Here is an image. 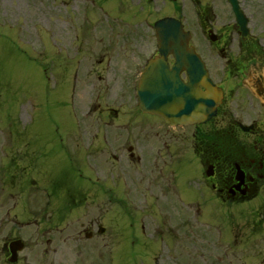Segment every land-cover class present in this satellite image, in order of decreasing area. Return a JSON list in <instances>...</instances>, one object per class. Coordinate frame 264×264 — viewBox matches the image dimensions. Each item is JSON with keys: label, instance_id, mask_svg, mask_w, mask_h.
<instances>
[{"label": "flooded vegetation", "instance_id": "obj_1", "mask_svg": "<svg viewBox=\"0 0 264 264\" xmlns=\"http://www.w3.org/2000/svg\"><path fill=\"white\" fill-rule=\"evenodd\" d=\"M81 1L103 16L96 15L95 29L79 42L76 175L43 190L44 205L0 233V264H143L146 256L131 250L136 234H146L145 217L173 209L147 205L173 191L160 169L171 145L176 153L186 148L195 164L206 220L226 228L236 264H264V0H170L171 16L205 70L199 88L214 94L210 118L182 127L144 112L137 95L147 59L158 55L153 14L169 0H138L146 11L138 14L116 0L124 19L105 13L100 3L110 0ZM166 62L171 68L173 56ZM180 78L187 82V72ZM193 204L188 197L187 219ZM213 258L208 264H225V256Z\"/></svg>", "mask_w": 264, "mask_h": 264}, {"label": "rangeland", "instance_id": "obj_2", "mask_svg": "<svg viewBox=\"0 0 264 264\" xmlns=\"http://www.w3.org/2000/svg\"><path fill=\"white\" fill-rule=\"evenodd\" d=\"M26 1L18 0L10 6L5 3L13 1L0 0L4 10H0V169H4L0 170V198L4 196L0 210L9 229L14 227V218L25 221L29 217L32 178L41 188L47 187L44 177L74 180L75 165L62 152L64 140L59 138L75 128L70 95L77 65L84 56L79 41L95 29L91 14L96 18L95 9L77 0ZM113 4L118 2L110 0L100 6L124 19ZM121 7L133 14L145 13L138 0H121ZM13 145L17 147L18 194L10 184ZM71 154L79 158L75 150ZM163 160L167 166L162 174L169 176L172 172L170 178L179 196L159 195L156 205H173L178 221L170 220L171 213L161 218L147 214L146 234H136L131 252L145 255L143 264H208L210 255L221 253L226 255V264H235L236 248L229 241L219 244L217 223L209 220L202 225L204 220L200 219V224L187 223V198L199 203L203 198L193 178L196 166L191 164L186 148L180 153L173 148L163 152ZM14 194L17 196L12 200ZM35 199L36 206L44 205L40 195ZM200 209L205 214L204 206ZM204 234L211 239L210 244Z\"/></svg>", "mask_w": 264, "mask_h": 264}, {"label": "water", "instance_id": "obj_3", "mask_svg": "<svg viewBox=\"0 0 264 264\" xmlns=\"http://www.w3.org/2000/svg\"><path fill=\"white\" fill-rule=\"evenodd\" d=\"M155 27L161 53L172 52L176 57L178 66L175 64V73L174 71H167L164 67L157 70L149 66L151 75L157 74V80H154L152 86H148L149 82L147 83L148 89L142 90V100L152 110L161 113L160 110H169L174 113L173 116L163 115L164 118L172 122L171 124H187L190 120L199 121L205 113V108H203L204 97L196 91L192 79H189V84H183L177 76L179 64H186L192 60L197 61V59L187 51L186 39L178 24L171 20L162 19L156 23ZM158 71L161 73L159 76ZM147 77L151 76L147 75ZM195 78L199 79L200 75Z\"/></svg>", "mask_w": 264, "mask_h": 264}]
</instances>
